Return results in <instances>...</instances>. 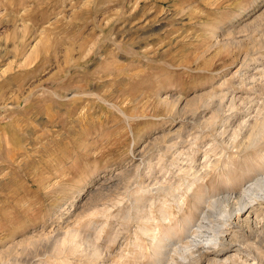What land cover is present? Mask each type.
I'll list each match as a JSON object with an SVG mask.
<instances>
[{
	"label": "rangeland",
	"instance_id": "rangeland-1",
	"mask_svg": "<svg viewBox=\"0 0 264 264\" xmlns=\"http://www.w3.org/2000/svg\"><path fill=\"white\" fill-rule=\"evenodd\" d=\"M263 179L264 0H0V264H264Z\"/></svg>",
	"mask_w": 264,
	"mask_h": 264
},
{
	"label": "bare ground",
	"instance_id": "bare-ground-1",
	"mask_svg": "<svg viewBox=\"0 0 264 264\" xmlns=\"http://www.w3.org/2000/svg\"><path fill=\"white\" fill-rule=\"evenodd\" d=\"M244 122V121H243ZM253 125V124H252ZM253 128H254V126H252ZM255 128H256V126H255ZM260 127L258 126V131H257V134H258V132H259V130H261L262 129V127H261V129H259ZM255 130V129H254ZM256 134V133H255ZM253 135V134H252ZM259 135H260V132H259ZM254 136V135H253ZM256 137V136H255ZM254 137V138H255ZM264 182V179L262 180V181H259V183L261 184V183H263ZM258 183V184H259ZM250 188V187H249ZM248 188V189H249ZM262 190H264V189H262ZM189 191V190H188ZM258 197H260V198H258ZM219 200H220V198H218ZM261 199H264V195L263 196H257V197H254V198H252V199H245V201H244V203L241 205V206H239V207H237V208H235V209H229V208H225V207H222V214H221V216H223L224 217V219H215L216 220V223L218 222V221H220V220H224V221H227V222H218V223H222V227H225V229H226V227L228 226V225H230L232 222H233V220L236 218V217H238L239 216V214H241V212H245L249 207H253L254 205V203L256 202H259ZM218 200V201H219ZM217 201V202H218ZM215 203V202H214ZM217 204H214V206H216ZM211 206H213V205H211ZM208 208H210V207H208ZM214 208V207H213ZM254 208V207H253ZM253 210V209H252ZM209 212V211H208ZM248 215V214H247ZM216 217V216H215ZM202 219H208L207 218V210H205V211H203L202 212ZM204 221H206V220H204ZM209 221V220H208ZM211 221V220H210ZM214 222V221H213ZM207 223V222H206ZM220 224H218L219 226H221ZM215 225V224H214ZM216 228V227H215ZM223 230H224V228H223ZM228 230V229H227ZM227 230H224V231H227ZM224 231H222V229L221 230H215V229H213L212 231H209V232H207V234H206V232H205V230H204V232H205V235H203L202 237L203 238H200V239H202L201 240V244L199 245V243H198V245L199 246H194V244L195 243H192L193 244V246L196 248V252H199V255L196 257V256H194V258H193V260H196V261H199L198 259H199V256L201 255V253H202V255L203 254H205V251H204V248L206 247V244H210V246L211 247H213V249L215 248V250L214 251H216V252H214V251H211V252H214V253H216V254H214L213 256H218V255H224L227 251H228V249H230V247H228L227 245H226V237H224V235H223V232ZM197 234V233H196ZM229 237V236H228ZM232 237V236H231ZM238 238V237H237ZM230 239V238H229ZM233 240H235V239H233ZM195 241V240H194ZM197 241V240H196ZM192 242V241H191ZM227 242H229V240H227ZM191 244V245H192ZM228 244V243H227ZM197 245V244H196ZM240 245V244H239ZM249 246H251V245H249ZM193 251V250H192ZM186 252V251H185ZM250 252V251H249ZM188 255V254H187ZM226 255V254H225ZM254 255V254H253ZM227 256V255H226ZM202 257V256H201ZM184 260H188L189 262H191V260H192V257L191 256H186V255H184L183 257H182ZM216 258V257H215ZM220 258H222V256L220 257ZM182 259V260H183ZM233 257H231V256H228V257H226L222 262H223V264L224 263H227V262H229L228 260H232L233 261ZM217 260V259H216ZM215 260V261H216ZM207 261H208V259H207ZM218 261L219 260H217L216 262V264H218ZM209 262L210 261H208V264H209ZM184 263V262H183ZM182 263V264H183ZM211 264V263H210ZM235 264V263H234ZM242 264V263H241Z\"/></svg>",
	"mask_w": 264,
	"mask_h": 264
}]
</instances>
